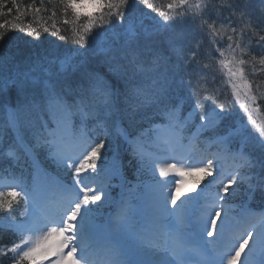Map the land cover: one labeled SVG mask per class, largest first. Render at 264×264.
<instances>
[{
  "label": "snow or ice",
  "instance_id": "6c2138e0",
  "mask_svg": "<svg viewBox=\"0 0 264 264\" xmlns=\"http://www.w3.org/2000/svg\"><path fill=\"white\" fill-rule=\"evenodd\" d=\"M52 2L42 31L63 45L23 60L0 51V212L16 237L0 243V264H252L257 249L264 255V213L256 223L248 206L257 193L264 203V126L237 125L234 105L206 86L218 60L255 125L264 0H172L167 11L151 0ZM43 3L0 0V16L15 14L0 30L40 42L41 30L20 21ZM61 10L66 29L55 22ZM125 157L136 166L128 191L142 190L135 207L122 197L105 215L112 181L127 183Z\"/></svg>",
  "mask_w": 264,
  "mask_h": 264
},
{
  "label": "trees",
  "instance_id": "16d2710c",
  "mask_svg": "<svg viewBox=\"0 0 264 264\" xmlns=\"http://www.w3.org/2000/svg\"><path fill=\"white\" fill-rule=\"evenodd\" d=\"M151 2L160 10L167 11V5L172 2V0H151ZM5 3L7 7H11V0H5ZM18 3L21 5V8H23L25 5H32L35 3L37 6H40V0H18ZM58 4L53 3L52 0H44L43 8L47 9L46 11H41L39 14H36L35 16L33 13L29 12L27 16L22 17L20 23L22 27L26 28L27 23H32L33 26L38 27L41 30V37L40 42H33L32 37L25 36L24 33L20 32H10L7 29H3L0 31H3L5 33V42H0V51H2L5 55L12 54L16 57L17 60H23L29 55H31L33 52L39 53L45 50H50L53 46V42L57 45H63L64 41H60L57 37H52L48 35L47 33H43L42 28L45 25L50 26L53 23V20L50 18L51 13L56 10ZM138 8H143L142 5H137ZM144 11H147L146 9H143ZM6 11V9H5ZM85 12H94L95 9H93L90 6H87L83 9ZM154 15V13L152 14ZM64 19V16L61 13L58 14L56 17L55 22L61 27V28H68V25H64L62 23ZM15 21V14L13 13L12 16L4 15L0 16V23H9ZM149 21H146L148 23ZM61 34H66L62 32ZM70 35V32L67 33ZM8 37H11V39H8ZM18 37H23V39H18ZM71 47L72 45H67ZM161 48L166 49V43L162 42L160 44ZM213 56L215 53L212 54ZM215 64L214 71L216 72V79L211 82L210 85L206 86H212L217 89L216 94L221 97V99L228 103L230 106L234 105L235 111H234V119L237 125L241 123V118L243 119L244 124L246 127L253 132L258 133V129L261 126H264V106H261V108L258 111H251V117L253 120H255V125H253L248 120V113H245L243 109L239 107V103L235 101V98L232 96V90L230 85L227 82V70L222 68L219 64L218 60L213 61ZM103 71V70H102ZM183 74V73H182ZM211 80V78H210ZM258 86L261 91H264V79L258 80ZM159 122V121H157ZM147 127V125H145ZM151 134H149L150 136ZM212 151H215V148L211 149ZM127 157H125V163L127 165ZM235 165L231 161L225 162L226 168L234 167ZM135 162H133L132 165H127L124 169V176L127 183L124 184L123 188H121L119 185L121 184V181L119 179H114L112 181L113 185H116L114 187H110L108 189L109 195L112 201V204L105 208V215L109 214L112 209L116 207V202L120 201L122 197L125 199H129L128 203L132 204V206H136L137 200L135 198L136 192L141 191L142 189H136L134 192H129L128 189L130 186L135 185L137 183L136 175H135ZM143 179H147V177H143ZM214 191V190H212ZM211 195V192L208 193ZM240 201L237 200L234 204V209L239 208ZM248 206L251 209H259L264 208V203L261 202V198L259 193H257L256 199L249 201ZM23 211V208H17L16 209V215L17 218H19L20 213ZM6 213L0 212V243H7L10 240L16 239V237L13 234V231L8 229L5 226L4 217L6 216ZM103 217L99 218L98 222H103Z\"/></svg>",
  "mask_w": 264,
  "mask_h": 264
},
{
  "label": "rangeland",
  "instance_id": "374dc122",
  "mask_svg": "<svg viewBox=\"0 0 264 264\" xmlns=\"http://www.w3.org/2000/svg\"><path fill=\"white\" fill-rule=\"evenodd\" d=\"M164 158H166V157H164ZM262 213H264V212H262ZM262 213H258L259 214V216H261V214ZM246 251H247V249H246ZM256 254V253H255ZM262 254V253H261ZM192 257H193V259L194 258H196L197 256L195 255V253H192ZM253 259V258H252ZM252 264H254V261L252 260Z\"/></svg>",
  "mask_w": 264,
  "mask_h": 264
}]
</instances>
